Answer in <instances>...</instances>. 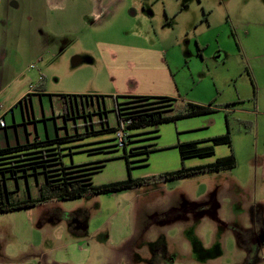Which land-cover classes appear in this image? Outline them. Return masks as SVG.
<instances>
[{
    "label": "crops",
    "instance_id": "0c3cea01",
    "mask_svg": "<svg viewBox=\"0 0 264 264\" xmlns=\"http://www.w3.org/2000/svg\"><path fill=\"white\" fill-rule=\"evenodd\" d=\"M81 1L85 5L82 11ZM118 1L123 0H0V103L6 123V128L0 129V148L31 140L26 124L29 122V106L34 112L37 97L43 107L51 105L52 115L47 117L44 114L42 119L34 120L35 135L44 139L57 133L53 117L62 113L61 105L56 107L57 95L151 96L176 100L189 88L194 93L188 97V103L210 106L215 113L176 121L173 126H167L174 129L168 128L163 133L160 129L165 124L155 127V149L162 151L157 152L162 155L160 160L168 162L170 159L166 153L169 151L178 154V144L192 142L199 147H208L212 138L228 131L230 147L213 146L214 155L206 159L181 160L178 154L176 166L169 170H177L182 165H207L233 153L236 166L230 170L232 199L237 202L264 201V21L246 22L239 29L241 50L239 47L237 52L245 57L247 70L258 87V95L253 101L246 73V83L230 85V79L228 90L218 96L226 85L223 80L215 81L213 71L221 73L220 69L233 56V50L217 41L211 44L206 38L195 43L186 41L171 52L98 39L94 41L95 54L73 51L68 61L65 56L72 45L88 39L80 37V32L87 26L86 19H91L94 25L93 19L109 14L110 7ZM52 66L58 68L57 73L49 70ZM60 69L62 74L68 69L72 80L84 83L74 91L50 89V81L59 82L57 74ZM184 72L188 73L186 77ZM28 73L37 76L34 83ZM199 77H211L212 85L201 84ZM42 81L44 88L40 89ZM30 86L34 87L31 93ZM52 101L55 104L52 105ZM226 104L231 106L224 108ZM14 106L17 108L10 114ZM57 124L61 128V123ZM111 138L112 135H103L62 146L63 164L74 166L73 169H87L86 172L94 174L106 164L105 145L110 144ZM93 177L90 176L92 184ZM25 179V193L16 197L31 195L36 198L38 189L31 192L28 176ZM100 182H94V185H101ZM14 187L18 188L16 182L8 183L9 190ZM37 211L28 209L0 214V217H9L0 225V241L5 245L4 248L0 246V264H10L9 261L16 259H21L18 264H82L84 242L75 240L74 233L86 234L84 218H74L70 213L67 224H64L55 201L37 206ZM263 220L264 217L260 221V230H264ZM65 232H68V241L64 242ZM253 240L257 239L253 236ZM9 246H12L11 251ZM74 253L83 257L77 259Z\"/></svg>",
    "mask_w": 264,
    "mask_h": 264
},
{
    "label": "rangeland",
    "instance_id": "374dc122",
    "mask_svg": "<svg viewBox=\"0 0 264 264\" xmlns=\"http://www.w3.org/2000/svg\"><path fill=\"white\" fill-rule=\"evenodd\" d=\"M84 7L81 1L80 11L85 10ZM257 20L264 21V0H123L114 3L106 16L93 19L94 25L91 19H86L87 26L80 32V37H87V41L73 44L65 57L70 61L73 51L95 54L94 41L98 39L163 48L171 52L186 41L195 43L206 38L211 44L217 41L233 50V56L220 69L221 73L213 71L215 81L223 80L226 85L224 92H218L221 96L228 90L230 79V85L247 82L245 57L237 52L240 47L239 29L244 23ZM81 27L79 24L78 28ZM49 70L58 72L55 66ZM67 71L62 74V69L59 70L60 80L58 83L50 81V89L74 91L84 83L72 80ZM182 73L180 75L184 78ZM184 73L186 77L188 73ZM34 75L28 73L33 83L37 79ZM199 79L201 84L212 85L211 77ZM254 84L257 97L258 87L255 81ZM192 93L188 88L186 94H179L174 110H181ZM118 102L126 103L128 99L121 98ZM93 104L97 105V102ZM99 104L107 110L108 119L112 121L111 99L105 98ZM58 105L57 102V108ZM44 114L47 117L52 115L51 105L43 107L37 97L34 112L29 106V122L26 124L31 139L35 135L34 120L42 119ZM62 121L57 119L58 123ZM70 123L68 120L67 125ZM169 125L173 126L167 123L160 132L173 128L167 127ZM59 133L63 134L64 130L60 129ZM130 134L131 142L125 152L124 148H117L113 137L110 144L105 145L106 164L92 174L93 184L114 182L111 180L118 177L127 179L128 175L152 177L147 183L112 195L57 202L64 224H67L70 213L74 218L82 216L85 220L86 234H72L75 240L84 242L82 264H151L153 257L162 259L165 264H264V230L259 228L264 217L263 200H233L230 171L204 172L175 181L154 179L161 173L172 171L169 169L176 166L177 158L179 160L177 152L166 153L170 159L168 162L160 160L162 155L157 152L162 151L155 149V127ZM131 150H145L148 154L130 155ZM28 179L31 192H35L38 189L35 176L31 174ZM38 179H42L40 174ZM19 185L20 190L13 196L25 193L26 179L20 178ZM30 210L38 212L37 207ZM0 218H3L0 219L2 225L9 217ZM261 223L264 224V220ZM253 236L257 240L253 241ZM63 239L68 241V232L63 234ZM0 246L4 248L5 245L0 241ZM74 255L77 259L83 257L78 253ZM9 263L18 264L21 259Z\"/></svg>",
    "mask_w": 264,
    "mask_h": 264
},
{
    "label": "trees",
    "instance_id": "16d2710c",
    "mask_svg": "<svg viewBox=\"0 0 264 264\" xmlns=\"http://www.w3.org/2000/svg\"><path fill=\"white\" fill-rule=\"evenodd\" d=\"M245 73L248 75L252 87V100L255 101L254 81L247 69H245ZM39 88H44L43 81ZM55 97L62 108V113L58 117H53L56 122V135L44 139H39L37 135H34L33 139H27L24 143L0 148V214L32 209L50 201L63 202L88 196L112 195L140 187L152 178H134L128 175L127 179L94 185L90 178L92 173L86 172L87 169H73L74 166L63 164L62 146L64 145L92 137L112 135L118 130H122L129 133L123 149L125 152L127 144L131 142L130 133L215 113L214 108L210 106H199L192 103H186L181 110L175 111L173 105L176 100L170 97H122L128 99L126 103H119L121 98L109 97L113 113L111 121L108 119L107 110L102 109L99 104V101L105 99L104 96L62 94ZM89 102L92 104H88ZM94 102H97V105L93 104ZM230 106V104H226L223 107L229 108ZM57 119L63 120L61 128L58 127ZM68 120H71L70 126L67 125ZM60 129L64 130L63 134L59 133ZM210 142L211 146L208 147H199L192 142L178 144L177 150L180 159L212 157L214 155L213 146H231L230 133L227 131L225 135L212 138ZM134 153L148 154L144 150L141 152L132 151L130 155ZM124 157L127 158L126 153H124ZM235 166L236 160L233 153H230L227 157L217 159L207 165L194 167L182 165L177 170L161 173L153 178L175 181L204 172L230 171ZM126 167L129 171L128 161H126ZM31 174L37 180L38 196L36 198L31 195H26L23 198H17V195L13 196L16 191L20 190L19 179L26 178ZM38 174L42 176L40 181ZM10 182H16L18 188L14 187L9 190L8 183Z\"/></svg>",
    "mask_w": 264,
    "mask_h": 264
},
{
    "label": "built area",
    "instance_id": "2783aa9c",
    "mask_svg": "<svg viewBox=\"0 0 264 264\" xmlns=\"http://www.w3.org/2000/svg\"><path fill=\"white\" fill-rule=\"evenodd\" d=\"M30 93L34 91V87L30 86L29 88ZM17 108V106H14L13 108L10 109L9 113L12 114L13 110ZM3 107L0 103V129H3L6 127V123L4 120V115L2 114ZM129 135V133H125L122 130H118L117 132L112 134V137L115 141V144L117 146V148H124L126 145V141H127V136Z\"/></svg>",
    "mask_w": 264,
    "mask_h": 264
},
{
    "label": "flooded vegetation",
    "instance_id": "af4514ba",
    "mask_svg": "<svg viewBox=\"0 0 264 264\" xmlns=\"http://www.w3.org/2000/svg\"><path fill=\"white\" fill-rule=\"evenodd\" d=\"M254 241V240H253ZM162 260V259H161ZM158 260L157 258H152L151 264H165V262L162 260ZM251 261V260H250Z\"/></svg>",
    "mask_w": 264,
    "mask_h": 264
},
{
    "label": "water",
    "instance_id": "95a60500",
    "mask_svg": "<svg viewBox=\"0 0 264 264\" xmlns=\"http://www.w3.org/2000/svg\"><path fill=\"white\" fill-rule=\"evenodd\" d=\"M19 106L21 105V103L18 104Z\"/></svg>",
    "mask_w": 264,
    "mask_h": 264
}]
</instances>
